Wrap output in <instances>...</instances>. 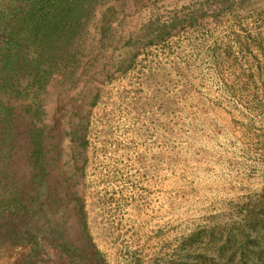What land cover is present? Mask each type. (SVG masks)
Listing matches in <instances>:
<instances>
[{"label":"rangeland","instance_id":"obj_1","mask_svg":"<svg viewBox=\"0 0 264 264\" xmlns=\"http://www.w3.org/2000/svg\"><path fill=\"white\" fill-rule=\"evenodd\" d=\"M0 264H264V0H0Z\"/></svg>","mask_w":264,"mask_h":264}]
</instances>
